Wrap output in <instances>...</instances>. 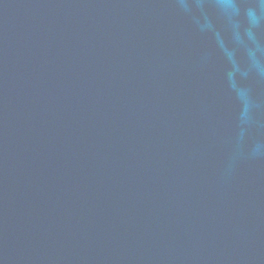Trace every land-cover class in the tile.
I'll return each instance as SVG.
<instances>
[{"label": "water", "instance_id": "obj_1", "mask_svg": "<svg viewBox=\"0 0 264 264\" xmlns=\"http://www.w3.org/2000/svg\"><path fill=\"white\" fill-rule=\"evenodd\" d=\"M0 264H264L261 0H0Z\"/></svg>", "mask_w": 264, "mask_h": 264}, {"label": "clouds", "instance_id": "obj_2", "mask_svg": "<svg viewBox=\"0 0 264 264\" xmlns=\"http://www.w3.org/2000/svg\"><path fill=\"white\" fill-rule=\"evenodd\" d=\"M261 4L264 5V0H261ZM248 16L251 20H253V22L256 21V14H255V11L252 10V9H249V12H248Z\"/></svg>", "mask_w": 264, "mask_h": 264}]
</instances>
